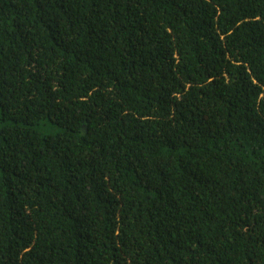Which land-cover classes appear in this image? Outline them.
I'll return each mask as SVG.
<instances>
[{
    "label": "trees",
    "instance_id": "trees-1",
    "mask_svg": "<svg viewBox=\"0 0 264 264\" xmlns=\"http://www.w3.org/2000/svg\"><path fill=\"white\" fill-rule=\"evenodd\" d=\"M0 264H264V0H0Z\"/></svg>",
    "mask_w": 264,
    "mask_h": 264
}]
</instances>
